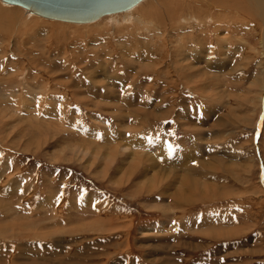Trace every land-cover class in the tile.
Instances as JSON below:
<instances>
[{
  "label": "rangeland",
  "instance_id": "rangeland-1",
  "mask_svg": "<svg viewBox=\"0 0 264 264\" xmlns=\"http://www.w3.org/2000/svg\"><path fill=\"white\" fill-rule=\"evenodd\" d=\"M170 1L163 37L0 1V264H264V19Z\"/></svg>",
  "mask_w": 264,
  "mask_h": 264
},
{
  "label": "water",
  "instance_id": "water-1",
  "mask_svg": "<svg viewBox=\"0 0 264 264\" xmlns=\"http://www.w3.org/2000/svg\"><path fill=\"white\" fill-rule=\"evenodd\" d=\"M7 6L22 8L41 18L70 23L91 24L107 16L129 12L145 0H0ZM264 116V109L262 117Z\"/></svg>",
  "mask_w": 264,
  "mask_h": 264
},
{
  "label": "bare ground",
  "instance_id": "bare-ground-1",
  "mask_svg": "<svg viewBox=\"0 0 264 264\" xmlns=\"http://www.w3.org/2000/svg\"><path fill=\"white\" fill-rule=\"evenodd\" d=\"M182 1H184V5H192L193 3H194V0H182ZM199 1V0H198ZM210 2H211V0H209ZM214 1H215V3L216 2H218V5L219 4H225V5H227L226 3H228V2H231V1H234V2H237V1H240V0H212V2L214 3ZM250 1V7H251V9L252 10H255L256 12H257V15L259 16V18H262V19H264V0H242L241 2H243V5H244V3L247 5V3ZM144 2V1H143ZM166 2H170L171 4L173 3V1H170V0H155V2H152V1H150V2H147V3H145V4H143V5H141V3H140V6L138 7V8H136V9H134L133 10V13H135V15L137 16V17H139V18H137V19H134V17H132L133 15H131V13L129 14V13H125V15H123L122 17H125L126 18V22H129L130 24H132V25H134V24H137L136 26L140 29V28H142V29H145L144 31H146L147 33H145V34H143L145 37H149L150 36V34H154L155 32L158 34V35H160V36H164V34H163V31L162 30H160V28H158V26H155V25H153V23L154 22H152V23H150V22H148L146 19H144V18H142V17H140V16H138L140 13H142L143 15H144V13L146 12V11H148L149 10V12L151 13V14H153V15H157V12H159V14L160 15H162V13H163V11H164V13H165V16L166 17H168V16H171L172 17V10L170 9V7H168V5L166 4ZM202 3V2H201ZM200 3V4H201ZM242 4V3H241ZM235 5H237V4H235ZM7 6V5H6ZM245 6V5H244ZM243 6V7H244ZM248 6V5H247ZM11 7V6H10ZM153 7V8H152ZM189 7V6H188ZM241 7V6H240ZM2 8V7H1ZM8 9H2V11L0 10V21H3L4 19H8V18H10L11 19V17L9 16V15H12L13 13H9L8 11H7ZM13 10V9H12ZM11 11V10H10ZM30 13V12H29ZM31 14V13H30ZM122 14V13H121ZM15 15V14H14ZM32 15V14H31ZM34 15V14H33ZM196 15V14H195ZM115 15H113L112 17H109V21H115V17H114ZM119 16H121V15H119ZM193 16V15H192ZM39 17V16H38ZM162 17V16H161ZM41 19H43V18H41ZM46 20V19H45ZM106 20V19H105ZM107 20H108V18H107ZM195 20V19H194ZM10 21V20H9ZM52 21V20H51ZM135 21V22H134ZM7 22V21H6ZM4 23V22H3ZM3 23H1V25H3ZM9 23V22H8ZM15 23H18V22H15ZM109 23V22H108ZM171 23V22H170ZM200 23V22H199ZM5 24V23H4ZM13 24H14V22H13ZM167 24H169V23H167ZM114 25V24H113ZM4 26H6V25H4ZM13 27L14 25H10V27ZM23 26V25H22ZM119 27V26H118ZM149 27V28H148ZM15 28V27H14ZM135 29V28H134ZM3 29H1V31H2ZM5 31V30H4ZM4 31H3V33H4ZM167 31V30H166ZM6 32H7V29H6ZM5 32V33H6ZM4 33V34H5ZM116 33H117V31H116ZM150 33V34H149ZM18 34V33H17ZM168 34V33H167ZM116 35V34H115ZM143 36V37H144ZM154 36V35H153ZM160 36H158V37H160ZM167 36V35H166ZM60 37V36H59ZM119 37H120V35H119ZM117 38V37H116ZM126 38H127V40H129L130 39V37L129 36H126ZM64 39V38H63ZM119 39H121V37L119 38ZM123 39H124V37H123ZM140 39L141 38H139V41H140ZM101 40V39H100ZM122 40V39H121ZM126 40V41H127ZM142 40V39H141ZM160 40V39H159ZM92 41V40H91ZM98 40H95V43H93L95 46H97L98 45V47L100 46V43H98L97 42ZM138 41V40H137ZM165 41H167L166 39H165ZM119 42V41H118ZM124 42V41H123ZM117 43V42H116ZM27 45V44H26ZM137 45V44H136ZM139 45V44H138ZM137 45V46H138ZM140 46V45H139ZM153 46V45H152ZM109 46H106V47H104L102 50H98L99 52L98 53H95V54H97L98 56L97 57H99V58H101L100 56H101V53L103 52V53H105L107 56L109 55L107 52H106V49L108 48ZM18 48H19V46H18ZM40 48V47H39ZM112 48H114L113 50H109V53H114V51L115 50H118L117 48H115V47H112ZM19 49H21V48H19ZM141 49H143V48H141ZM22 50V49H21ZM25 50V49H24ZM102 51V52H101ZM115 54V53H114ZM120 54V53H119ZM145 54V57H147L148 55H149V53H144ZM72 55V54H71ZM105 55V56H106ZM104 56V57H105ZM110 56V55H109ZM106 58V57H105ZM154 58V57H153ZM107 59V58H106ZM96 61H97V63H100L101 64V61H100V59H96ZM106 61V60H105ZM109 62H111L110 60H109ZM114 63H116V61L114 60L112 63H111V67H113V65H114ZM108 64V63H107ZM94 65V64H93ZM106 67V66H105ZM212 67V66H211ZM106 69V68H105ZM147 69H149V68H147ZM157 70V69H156ZM260 76V75H259ZM73 77H74V75H73ZM167 77V76H166ZM258 81H259V79H258ZM255 83V82H254ZM263 85H264V82H263ZM263 89H264V86H263ZM13 93V94H12ZM11 93V95L10 96H12L14 99L16 98V95H15V93L14 92H12ZM17 94H19L20 96H24L21 92L20 93H18L17 92ZM14 95H15V97H14ZM30 95V94H29ZM35 95V94H34ZM33 96V95H32ZM34 97V99H41V97L40 96H38V95H35V96H33ZM20 98V97H19ZM136 112V111H135ZM167 114V113H166ZM139 128V127H138ZM118 137V136H117ZM142 140V139H141ZM145 141V140H144ZM147 141V140H146ZM110 142V141H109ZM148 142V141H147ZM137 145V144H136ZM139 146V145H138ZM149 146H151V145H146L145 147H149ZM129 148V147H128ZM127 148V149H128ZM146 149V148H145ZM149 149V148H148ZM147 150V149H146ZM158 151V150H157ZM143 162V161H142ZM155 175V174H154ZM168 176V175H167ZM31 186V185H30ZM153 187V186H152ZM28 192V191H27ZM57 212V211H56ZM58 218H59V216H58ZM5 247V246H4ZM89 248V247H88ZM64 251V250H63ZM83 252V251H82ZM86 252V251H85ZM84 252V253H85ZM63 253V252H62ZM85 258H87V257H84V259L82 258V260L80 261V263L79 264H82V262H84L85 261ZM58 262H55L56 264H69V256H66L64 259H61V260H57ZM90 261V260H89ZM93 261H96V260H94L93 259Z\"/></svg>",
  "mask_w": 264,
  "mask_h": 264
},
{
  "label": "snow or ice",
  "instance_id": "snow-or-ice-1",
  "mask_svg": "<svg viewBox=\"0 0 264 264\" xmlns=\"http://www.w3.org/2000/svg\"><path fill=\"white\" fill-rule=\"evenodd\" d=\"M168 147H169V153H171L173 151V148L171 145H169Z\"/></svg>",
  "mask_w": 264,
  "mask_h": 264
}]
</instances>
